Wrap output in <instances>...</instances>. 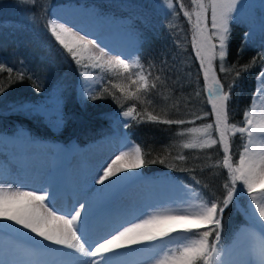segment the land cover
<instances>
[{
  "label": "snow or ice",
  "instance_id": "snow-or-ice-1",
  "mask_svg": "<svg viewBox=\"0 0 264 264\" xmlns=\"http://www.w3.org/2000/svg\"><path fill=\"white\" fill-rule=\"evenodd\" d=\"M21 2L36 5L38 0ZM239 3L240 0H190V5H186L183 0H175L174 6V0H164L174 18L182 12L190 25L191 45L203 74L211 111L195 116V119L202 120L209 115L214 117L212 123L203 124L199 129H187V134L197 135L181 146L200 150L220 146L222 158L209 167L227 172L222 198L205 199L192 186L181 185L190 196L185 201L188 205L186 208L154 212L146 218H115L103 231L91 235L84 214L85 204H80L79 208L72 206L66 211L57 208L51 195L44 189L27 190L24 185L0 181V233L24 236L31 242L35 253L58 252L68 257L66 264H126L124 258L137 248L147 254L156 253L149 264H226L220 245L223 214L234 201L245 198L246 215L261 231L251 234L252 244L244 250L243 258L237 264H264V109L258 110L256 107L257 95L264 103V69L256 78L257 95L253 96L251 107L244 111L243 120L239 122H230L228 104L240 71L235 72L227 89L218 75V72L235 70V65L231 68L225 65L230 26ZM46 28L77 67L82 69L79 73L82 100L96 101L111 97L124 109L120 115L138 123L147 120L168 125L185 124L183 119L162 118L147 108L143 112L137 110L135 102L151 104L152 101L146 98L157 89L158 82H164L161 75L153 77L155 65L149 63L146 68L139 56L111 55L96 40L89 39L86 34L82 35L57 19H49ZM95 69L115 77L117 82L105 80L103 76L95 78L89 71ZM4 70L11 80L13 69L5 68L0 63V71ZM247 70L248 66L242 69ZM16 77L22 81L25 73L18 71ZM4 91V86L0 84V93ZM128 101L134 103L125 108ZM128 126L125 123L124 127ZM237 135L243 143L236 153L238 159H234L232 143ZM147 155L150 153L143 152L141 145L125 138L123 149L106 167L102 166V174L95 183L116 185L122 178L121 174L135 172L146 163H157L156 159L146 160ZM175 159L184 161L187 157L178 154ZM159 162L164 163V160L161 158ZM196 183L199 184V181ZM173 211L178 214H172ZM61 249L70 251L62 252ZM35 253L0 259V264H41L32 259Z\"/></svg>",
  "mask_w": 264,
  "mask_h": 264
},
{
  "label": "trees",
  "instance_id": "trees-1",
  "mask_svg": "<svg viewBox=\"0 0 264 264\" xmlns=\"http://www.w3.org/2000/svg\"><path fill=\"white\" fill-rule=\"evenodd\" d=\"M43 1L38 0L36 5L27 4L26 14L31 22L24 19L21 24L29 26L28 31L25 32L28 27L24 26V32L20 28L0 31V63L5 68L13 69L11 80L6 70L0 71V84L5 88L0 93V134L14 135L22 129L33 139L64 146L73 142L83 146L95 139L114 135L113 121L124 109L111 97L87 100L84 104L77 101L76 85L81 69L46 28V14L53 3L44 5ZM79 4L93 5L102 11L110 7L106 10L107 16L124 19L126 29L139 38L138 56L142 63L146 68L149 63L155 65L153 77L162 76L163 84L158 82L157 89L146 98L152 103L142 105L135 102L137 110L143 112L147 108L162 118L185 121L184 125H168L147 120L138 123L125 118L119 127L120 132L141 145L143 152L150 153L145 157L146 160H157V163H146L141 168L142 172L168 171L173 177L196 187L205 197L222 198L227 172L209 167L222 158L220 146L197 151L181 146L190 140L191 134H187V129H199L214 120L211 115L202 120L195 119V116L210 113L211 108L206 99L203 75L191 45V31L182 13L176 18L172 15L165 18L160 10L152 12L153 3H143L146 10L137 9L131 13L123 12L122 7L107 1H83ZM260 18L254 16L248 21L234 20L230 26L225 66L231 68L235 65V70L218 72L227 89L235 72L240 71L228 104L230 122L243 120L244 111L248 109L254 93L255 78L264 65V17ZM255 24L260 25L262 30H258V27L254 32H249L250 26ZM244 66H248L247 71H242ZM18 71L25 73L22 81L16 77ZM104 78L117 82L115 77L106 73ZM132 103L134 101L126 102L125 108ZM125 123L129 126L124 127ZM242 143L237 135L232 143L234 159H238L236 153ZM178 154L187 159L176 160ZM161 158L164 163L159 162ZM241 221L242 215L234 204L230 205L223 214L221 241L232 236Z\"/></svg>",
  "mask_w": 264,
  "mask_h": 264
},
{
  "label": "bare ground",
  "instance_id": "bare-ground-1",
  "mask_svg": "<svg viewBox=\"0 0 264 264\" xmlns=\"http://www.w3.org/2000/svg\"><path fill=\"white\" fill-rule=\"evenodd\" d=\"M256 88L254 95H257ZM256 107L258 110L264 109V103L258 95ZM22 134L24 132L17 136H0V181L24 185L27 190L44 189L51 195L55 206L66 211L72 206L79 208L80 204H85L84 214L91 235L103 231L115 218H146L154 212L182 210L188 206L185 201L190 196L181 185L169 180L164 183L146 181L138 177L140 169L121 174L122 178L116 185L108 182L105 185L96 184L95 180L102 174V166L106 167L122 150L116 146L124 145L118 142L113 147L109 146L118 138L114 135L88 143L84 149L80 148L73 153L72 150L78 148L75 143L67 151L61 152L54 144L46 145L44 141L35 140L34 148L29 149L27 144L15 140L22 137ZM33 149L37 152H30ZM172 214L178 213L173 211ZM260 231L258 226L251 223L240 230L231 250L223 254L222 259L226 264H237L243 258L244 250L252 244L251 234ZM28 252L35 253V250L26 237L15 233H0V259ZM155 255L137 248L124 259L126 264H149ZM32 259L41 264H66L68 257L58 252H45L35 253Z\"/></svg>",
  "mask_w": 264,
  "mask_h": 264
},
{
  "label": "rangeland",
  "instance_id": "rangeland-1",
  "mask_svg": "<svg viewBox=\"0 0 264 264\" xmlns=\"http://www.w3.org/2000/svg\"><path fill=\"white\" fill-rule=\"evenodd\" d=\"M83 1H86V3L87 2L90 3L91 1H104V2L107 1V3L115 5L116 7H122L124 10L121 8L119 9L123 10V12H126V13H131L137 9L146 10L142 4L143 3H149V4L153 3V8H151L152 12L153 11L157 12L158 10H160L163 13L165 18H168L171 15L169 9L164 4V0H44L43 1L44 5H46L47 3H51V2L53 3L52 6L49 8L48 13L46 14V22L49 19H57L59 22L66 23L67 26L73 27L75 31H80L82 35L86 34L89 39L96 40L98 44H100L102 47L105 48L106 51H110L111 55L123 54L126 56H130L132 58H135L136 56H138L139 38H137L134 34L130 33L129 30L126 29V26L124 25V19H112L111 17L107 16L106 10H109L110 7L102 11V10H98V8L93 5L85 6V5L79 4ZM183 2L186 5H190V0H183ZM26 7H27V4L22 3L21 0H0V31L5 32L9 30L10 28H20L22 32H24V29H23L24 27L26 28L28 27L25 30V32L28 31L29 26H27L26 24H21V22L24 19L26 20V22H31V20L27 17L28 14H26L27 12ZM148 10L150 11V9ZM259 12L262 15L264 14V0H240V3L237 6V10L233 14L235 17L234 20L248 21V20H251L254 16L255 17L259 16L261 18L264 17V16H261ZM259 26L260 25H256V24L251 25L249 28V32H254L255 30L258 29ZM189 28H190V25H189ZM258 30H262V29L259 27ZM190 37H191V33H190ZM197 63L199 65L198 60H197ZM262 69H264V65L262 66L261 70ZM89 71H90V74L97 79L101 78V76L104 77L106 73V72L101 73L100 69L89 70ZM256 78H255V88H256V80H257ZM93 86L95 87V85ZM255 88H254V92H255ZM81 92H82V81H81V77L79 74L78 82L76 85V98L80 104H84L86 101L81 99ZM253 96H254V93L252 95V98ZM0 98H2V96H0ZM252 98L250 100V104L248 108H250L252 105ZM124 120L125 118L122 115H120L117 118H115V120L113 121L114 123L113 127L115 128L114 136L118 138L113 140L111 145L109 146L113 147L114 145L118 144V142L124 143L125 138L128 141H131L128 137L122 134L119 130V127L124 122ZM21 132H24V134H22L23 136L20 138H16L15 140L22 141L24 144H27L29 149L34 148L32 146L36 141L33 138H31L27 134L26 131L22 129L17 132V135ZM3 135L8 136V134H0V136H3ZM195 135L197 134L189 135V139L190 140L193 139ZM75 144L77 145L78 148H75V150L73 149L72 150L73 153H76L77 150L84 149L85 147V146H78L76 142ZM46 145H49V143H47ZM54 145L61 152L67 151V149L70 146V145L61 146L59 144L58 145L54 144ZM178 145H180V143H178ZM117 147L118 148L121 147V149H123V145H117L116 148ZM191 150L197 151L198 149H191ZM30 152H37V150L33 149V150H30ZM222 156H223V152H222ZM138 177L145 178L146 181H152V182L164 183L167 180H169L170 182L175 183V184L189 185L183 182L181 179H177L176 177H173L168 171H158L153 174H144L142 173V170L140 169L138 173ZM192 187L198 191L196 187L194 186ZM199 193L205 199H207V197H205L201 192ZM246 202L247 201L245 198H241L239 200L234 201V206L236 207L237 211L242 215V221L239 224V227L237 228V230L234 232V234H232V236H230L224 241H220V245L224 250L223 254L231 250L232 244L234 243L237 237V233L240 230L245 229L249 225V223L252 224V222L249 220L248 216L246 215V211H245Z\"/></svg>",
  "mask_w": 264,
  "mask_h": 264
}]
</instances>
